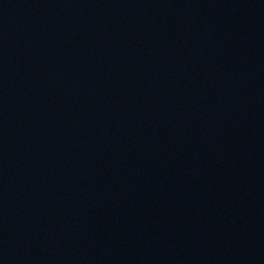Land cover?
Wrapping results in <instances>:
<instances>
[{
    "label": "water",
    "instance_id": "95a60500",
    "mask_svg": "<svg viewBox=\"0 0 264 264\" xmlns=\"http://www.w3.org/2000/svg\"><path fill=\"white\" fill-rule=\"evenodd\" d=\"M0 264H264V0H0Z\"/></svg>",
    "mask_w": 264,
    "mask_h": 264
}]
</instances>
